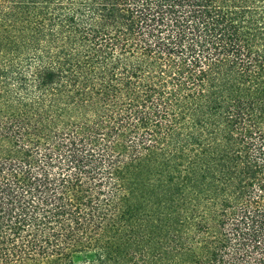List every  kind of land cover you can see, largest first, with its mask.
Segmentation results:
<instances>
[{
  "label": "trees",
  "instance_id": "trees-1",
  "mask_svg": "<svg viewBox=\"0 0 264 264\" xmlns=\"http://www.w3.org/2000/svg\"><path fill=\"white\" fill-rule=\"evenodd\" d=\"M0 264H264V0H0Z\"/></svg>",
  "mask_w": 264,
  "mask_h": 264
}]
</instances>
